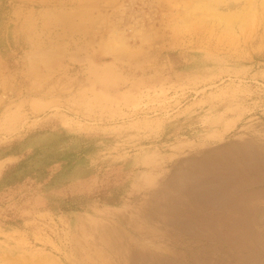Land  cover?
Here are the masks:
<instances>
[{
  "label": "rangeland",
  "instance_id": "obj_1",
  "mask_svg": "<svg viewBox=\"0 0 264 264\" xmlns=\"http://www.w3.org/2000/svg\"><path fill=\"white\" fill-rule=\"evenodd\" d=\"M205 1L0 0V264H157L179 248L154 208L174 147L250 144L218 156L264 187V5Z\"/></svg>",
  "mask_w": 264,
  "mask_h": 264
},
{
  "label": "bare ground",
  "instance_id": "obj_2",
  "mask_svg": "<svg viewBox=\"0 0 264 264\" xmlns=\"http://www.w3.org/2000/svg\"><path fill=\"white\" fill-rule=\"evenodd\" d=\"M223 1L225 2L226 0H206L205 2H203L204 6L202 8L205 11L207 10V11L211 12V14L213 16H215L220 21H229V20H230V22L236 21L234 19V17L237 18L236 17L237 12L235 10L233 11V9H232L233 13L232 12H225L224 14L223 13L221 14L222 11L221 12L218 11L219 4L221 3L223 5L224 4ZM254 2H255V0H254ZM260 2L262 3V5H264V3H263L264 0H262ZM226 3L227 2H225V5H226ZM256 3H257V1H256ZM246 4H247V2H246ZM252 5H253V7H256V6H254V4H252ZM236 6H238V5L237 4L236 5H229L227 7V9L229 11L230 8L236 7ZM246 6H241L240 8H243L242 10H244ZM250 6H251V3L248 6V8ZM222 10H223V7H222ZM236 10H238L237 16L240 18V16L238 14L240 13L242 16L244 13L242 14L241 13L242 10L240 11V9H236ZM248 10L253 12V10H250V9H248ZM254 11H255V8H254ZM234 12H235V14H234ZM216 18H214V19L217 20ZM199 19L200 18H198L197 20L199 21ZM203 19L205 21V18H203ZM203 19L201 20L202 22H203ZM214 19H213V21H214ZM207 23H209V22L207 21ZM199 24H202V23L199 22ZM240 24L243 25V22L241 21ZM202 25L204 26V24H202ZM223 25H225V24H223ZM206 26H205V28H206ZM119 43H120V41H119ZM122 43L123 42H121V44ZM218 113H220V112H218ZM204 119H205V117H204ZM160 125L164 126L165 124H159V125H157V127H159ZM169 125H170V123H169ZM195 126H197V125H195ZM164 129H166V126H165V128H163V130ZM197 131H198V129H197ZM167 137H165L164 133H161L158 136V138H160L161 141L166 139ZM217 137H219V136H217ZM233 144L222 145L220 147L215 146L213 148L208 147L209 149H206L205 151L200 153L201 154L200 156H185L186 154L184 155V152L182 150L178 151L177 147H174V153H172L171 156L169 157V160L173 159L170 161V164L169 165L165 164L164 166L163 165L162 166L156 165L157 166V173H160L159 179H157V180H159L160 183L157 185V190H158L157 191V199L155 200L157 202L154 203V206H155L154 208H155V210L157 209V218L159 219V223H161L162 225L171 227L173 234H174V241H175V243L177 242L179 245L178 249H172L171 252L167 253V251H166V253L156 254L157 255V264H264V187H260V188L253 187L257 183L255 181V177H254L255 175L253 176V174H255V173L259 174L261 171V170L260 171L257 170L258 165L256 166L257 168L255 167L256 163H258L259 161L257 162V160H256V163L254 164V166L250 164L251 162L247 163L245 161H240V159H238L237 157H232V158L229 157L230 159H225V160L222 158V160L220 161L222 156H218V155L223 153L227 149H230L231 151H233L234 150L233 148L243 150V147L246 149L248 146V149H246L244 152L245 155L248 157L255 156V155L249 156V154L253 153L250 150L251 148L249 149L250 144L238 143V142H237V144H234V145ZM166 147L167 146H162L161 148L164 149ZM251 147L253 148L252 145H251ZM254 149L255 148H253V150ZM227 151H229V150H227ZM254 151H256V150H254ZM250 152H252V153H250ZM230 153H232V152H230ZM259 156H258V158H259ZM263 157L264 156H262V158ZM245 158H247V157H245ZM254 158H256V157H254ZM251 159H252V157H251ZM154 160H156V159H154ZM146 161H148V157L139 158L137 160V162H140V164H141V162L145 163ZM253 162H255V161H253ZM162 163H164V162L162 161ZM257 177H258V179L259 178L261 179V176H257ZM145 181L147 182V180H144V182ZM148 181H150V180H148ZM149 185H151V184H149ZM154 189H156V188L154 187ZM146 192H147V190H146ZM134 201H135V199H134ZM150 203H152V202H150ZM141 205H142V203H141ZM139 210H141V209H139ZM143 210H146V209H143ZM123 211H124V209H123ZM147 212H148V210H147ZM88 216H90V215H88ZM154 216H155V214H154ZM126 218H128V217H126ZM93 220H95V219H93ZM131 221H132V219H131ZM149 221H151V220H149ZM107 224H105V225H107ZM135 224H136V222H135ZM87 225H89V223ZM157 225H156V228H157ZM129 226H130V224H129ZM146 228H147V226H146ZM97 230H98V228H97ZM135 230H136V228H135ZM135 230L133 229V231H135ZM139 232H141V231H139ZM137 233H138V231H137ZM162 233H164V232L162 231ZM93 234H94V232H93ZM168 235H169V233H168ZM145 236H147V235H145ZM96 237L97 236H95V238ZM157 237H158V235H157ZM160 238H162V237H160ZM182 238H186L187 242H184L183 244L180 243ZM140 240L141 239H139V242H140ZM166 240H168V239H166ZM171 240H172V238H171ZM162 242H163V240H162ZM89 244H91V243H89ZM128 245H130V244H128ZM127 247L128 246H126V248ZM142 247H144V246H142ZM145 247H146V245H145ZM86 248H88V247H86ZM90 249H91V246H90ZM132 249H133V247H132ZM128 250H129V248H128ZM136 250L137 251L136 252L133 251V253L131 254V257L128 258L130 264H141L140 259L142 257H144L143 253H141V251H138L139 249H136ZM92 251H93V253H95L94 250H92ZM105 251H106V249H105ZM108 252H110V251H108ZM149 256H151V255H149ZM84 259H86V258H84ZM97 260H99V259L97 258ZM100 260L102 261V259H100ZM91 261H90V263L92 264ZM69 263H70V261H69Z\"/></svg>",
  "mask_w": 264,
  "mask_h": 264
},
{
  "label": "crops",
  "instance_id": "obj_3",
  "mask_svg": "<svg viewBox=\"0 0 264 264\" xmlns=\"http://www.w3.org/2000/svg\"><path fill=\"white\" fill-rule=\"evenodd\" d=\"M97 83V82H96ZM94 87L95 88H98L101 92H107L108 90H107V87L106 88H104V84L103 83H99V84H95L94 85Z\"/></svg>",
  "mask_w": 264,
  "mask_h": 264
}]
</instances>
